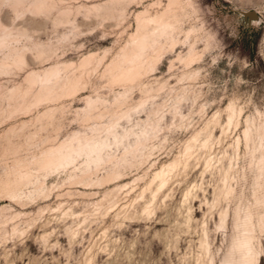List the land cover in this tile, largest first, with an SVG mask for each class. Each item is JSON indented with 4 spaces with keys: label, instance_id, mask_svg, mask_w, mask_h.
<instances>
[{
    "label": "rangeland",
    "instance_id": "1",
    "mask_svg": "<svg viewBox=\"0 0 264 264\" xmlns=\"http://www.w3.org/2000/svg\"><path fill=\"white\" fill-rule=\"evenodd\" d=\"M133 34L152 65L116 129L127 155L105 160L104 141L89 148L99 168L47 176L75 114L124 91L122 70L101 80L91 56ZM41 179L44 195L18 197ZM227 260L264 264V0H0V264Z\"/></svg>",
    "mask_w": 264,
    "mask_h": 264
},
{
    "label": "clouds",
    "instance_id": "2",
    "mask_svg": "<svg viewBox=\"0 0 264 264\" xmlns=\"http://www.w3.org/2000/svg\"><path fill=\"white\" fill-rule=\"evenodd\" d=\"M149 47L147 38L141 39L133 34L120 49L108 53V55L91 56L95 60L92 67V74H97L101 80L110 77L115 68L122 70L120 86L124 91L117 95L116 101L112 104H108L107 101H102L91 109H86L83 112H77L75 114L76 118L71 121L66 132L63 134V138L57 148L58 150L50 154L48 163L42 169V171L47 173V176H52L67 169L80 171L93 167L99 168L104 160L99 158V153L91 152L89 148L97 144H102L104 141H107L108 145H110V147L105 148L103 154L105 160L111 153H114L120 148H123L125 155H127V147H125L123 141L115 133L116 129L128 127L130 123L128 120L129 114L136 115L140 111L139 108L130 106V101L133 99L132 93L136 91L134 88L136 77L151 74L152 61L146 55V49ZM128 49L134 52L136 49H139V52H135V55L130 61L124 54ZM109 56H111L110 59ZM125 63H130L132 67L124 70ZM60 75L61 69H54L39 77V81L44 85H54L60 79ZM80 87L82 88L84 86ZM104 87L111 89L113 87L112 79ZM77 90V87L74 86L71 90H66L62 95L56 96L55 99L62 100L64 96L71 97L72 93ZM143 124L145 127L151 129L153 134L157 133L158 125L153 126L150 116H147ZM135 126L140 127L141 125ZM68 143H71L75 149L71 154L74 163L68 162L66 164L63 161V157L68 153L61 146L67 145ZM31 184L34 185L33 190L18 191L17 195L20 199H37L46 193L42 179L39 181L33 180ZM221 219L223 220V217ZM233 251L240 252L241 256L244 254V250L239 245H235ZM225 264H232V261L227 260Z\"/></svg>",
    "mask_w": 264,
    "mask_h": 264
},
{
    "label": "water",
    "instance_id": "3",
    "mask_svg": "<svg viewBox=\"0 0 264 264\" xmlns=\"http://www.w3.org/2000/svg\"><path fill=\"white\" fill-rule=\"evenodd\" d=\"M249 15H250L251 17H256L255 14H254L253 12H250Z\"/></svg>",
    "mask_w": 264,
    "mask_h": 264
}]
</instances>
